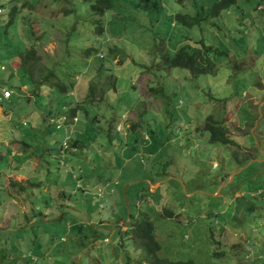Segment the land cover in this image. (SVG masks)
<instances>
[{
	"label": "rangeland",
	"instance_id": "374dc122",
	"mask_svg": "<svg viewBox=\"0 0 264 264\" xmlns=\"http://www.w3.org/2000/svg\"><path fill=\"white\" fill-rule=\"evenodd\" d=\"M114 1L100 17L88 0H0V47L7 36L13 51L0 50V84L15 92L0 103L2 259L151 264L125 234L148 215L168 262L264 264V0L195 28L176 19L196 13L179 0ZM183 46L202 51L208 73L163 66ZM33 47L40 61L23 69ZM31 68L76 87L36 94ZM112 75L116 90L83 105ZM73 101L88 113L66 128L84 147L64 157L48 119ZM210 116L236 145L210 140Z\"/></svg>",
	"mask_w": 264,
	"mask_h": 264
},
{
	"label": "trees",
	"instance_id": "16d2710c",
	"mask_svg": "<svg viewBox=\"0 0 264 264\" xmlns=\"http://www.w3.org/2000/svg\"><path fill=\"white\" fill-rule=\"evenodd\" d=\"M90 2V7L94 11V13L98 16H103L108 10H111L114 8V0H88ZM180 3H182L183 7L186 8V10H192L195 11V14H177L176 19L183 24L184 26L188 28H195V27H202V23L209 22L211 19H217L222 16L224 12H226L231 7L237 5L238 0H179ZM184 3V4H183ZM14 24L13 19H11L6 26ZM101 25H103L101 23ZM98 31L100 33H103V26L98 28ZM5 45L4 47H0V50H3L4 52H7V57L9 60H11L13 57V51H8L9 44L11 43L9 38L6 36L4 37ZM207 52L211 51V48H206ZM2 51V52H3ZM1 52V51H0ZM20 53L15 54V56H19ZM21 55V54H20ZM22 60V67L23 69L26 68L27 65L30 67L36 66L38 62L40 61V56L36 52V48H31L30 50H27L24 57L21 56ZM204 60V56L202 54L201 50H198L196 47H188L183 46L181 47L177 53L174 56H171L170 54H166L163 56L162 64L163 66H166V68H189V69H196L201 73H206L207 68L205 66H202L201 62ZM201 65V66H200ZM202 67V68H201ZM46 69L48 68H42L40 69L41 73V79H34L32 76V68L31 73L28 74L31 76V79L33 81V88L34 92L36 94L41 93L43 91L44 85H51L52 87H56L62 95L68 94L70 91L73 92V89L76 87L75 83L67 84L64 79H61L54 71H48L46 72ZM24 72V71H23ZM208 73V72H207ZM70 77V76H69ZM114 80L110 79L113 78ZM56 79V83H53L52 80ZM112 80V81H111ZM105 88L101 89L100 87H95V84L92 83L91 87L88 90L87 98L85 99V102L82 104L90 105L94 102L95 97H99V101L104 100V96L106 93L110 91H114L117 88L118 82L114 75L110 76L107 79ZM23 86V85H22ZM14 87V86H13ZM100 89V90H97ZM19 90V88H18ZM70 94V93H69ZM40 96V95H39ZM81 103H78L77 101H73L67 104V108L63 111L66 113V115L69 118H74L79 115V119L81 121V113L82 111L86 115L88 113L86 106H82ZM84 109V110H83ZM206 127L211 131V138L210 140L213 143H221L224 145H236L237 143L230 138V133L227 129L220 127L218 125V122L214 120L213 116H210L207 119ZM62 126H59L58 124H53L56 129L60 132H65V129L63 127L67 123H62ZM134 127V126H133ZM139 127V124H137V128ZM134 129V128H133ZM61 137H64V139L60 142L59 148H57V155H59L60 151H64V153L68 154V152L75 148V150H83L84 147V141L83 139L78 140H68L66 144H63V142L66 140V135H63ZM46 142L48 143L45 147H51L47 148L46 151H51L53 146V142L58 141L57 139H53L50 136L45 137ZM54 149V148H53ZM56 149V148H55ZM133 150H137L136 147H133ZM45 153V152H44ZM45 155L50 156L49 154L45 153ZM69 156V154H68ZM1 158V156H0ZM37 185V184H33ZM39 186V185H38ZM23 189V188H22ZM167 214V213H166ZM119 233H122L121 229H118ZM130 235L133 240L135 241V244H137L138 247L143 248L144 251L147 253V255L151 258V264H193L191 261L189 262H168L165 259L159 258L158 253L161 250V246L156 239L155 236V226L153 222L151 221V218L147 216H143L141 218H137L134 221H130V229L127 231V233ZM1 241V240H0ZM6 249H2L0 247V260L2 264H9V258H7L8 254L6 253L4 255V260L2 259V252Z\"/></svg>",
	"mask_w": 264,
	"mask_h": 264
},
{
	"label": "clouds",
	"instance_id": "9594fccd",
	"mask_svg": "<svg viewBox=\"0 0 264 264\" xmlns=\"http://www.w3.org/2000/svg\"><path fill=\"white\" fill-rule=\"evenodd\" d=\"M5 84H6V82H3L2 84H0V103H2L5 100L10 99L11 97L13 98V96L15 94V92L11 89L12 86L11 87H4ZM22 87H24V85ZM12 88H14V87H12ZM74 89H73V91H74ZM6 90L11 92V97L8 99L3 98V92H5ZM38 97H41V95L40 96L38 95ZM47 99L51 100L50 98H47ZM40 101H42V100H40ZM61 107H62V105L61 106L59 105V108H61ZM65 107L66 106L64 105L63 110L61 112H59L62 114L57 115V116H51L48 120L52 125L58 124L59 126H62L63 125L62 123H67V124H65L63 129H65L68 132V129L66 128L68 125L72 124V126L75 127L77 124H80V123H78L79 122V115L74 117V118H69L66 115V113L63 112L66 109ZM47 115H51V113H48ZM25 125H26V123H25ZM68 133H69V135L71 134V132H68ZM69 135L66 137V140L63 142V144H66L68 140L73 139L72 137L70 138ZM59 155L67 157V154L64 153V151H62V150L60 151ZM61 162H62V160H61Z\"/></svg>",
	"mask_w": 264,
	"mask_h": 264
},
{
	"label": "crops",
	"instance_id": "0c3cea01",
	"mask_svg": "<svg viewBox=\"0 0 264 264\" xmlns=\"http://www.w3.org/2000/svg\"><path fill=\"white\" fill-rule=\"evenodd\" d=\"M14 96H15V94H14ZM14 96H13V98H14ZM12 98V99H13ZM8 101H11V100H8ZM80 128V127H79ZM63 135H66V137L69 135V133L65 130V132L64 133H62L61 134V136H63ZM74 135H78V133H76V134H74ZM78 139H81L79 136H77L76 137V139L75 140H78ZM72 159H74V158H69V160H72Z\"/></svg>",
	"mask_w": 264,
	"mask_h": 264
},
{
	"label": "built area",
	"instance_id": "2783aa9c",
	"mask_svg": "<svg viewBox=\"0 0 264 264\" xmlns=\"http://www.w3.org/2000/svg\"><path fill=\"white\" fill-rule=\"evenodd\" d=\"M11 97V92L6 90L5 92H3V98L4 99H8Z\"/></svg>",
	"mask_w": 264,
	"mask_h": 264
}]
</instances>
